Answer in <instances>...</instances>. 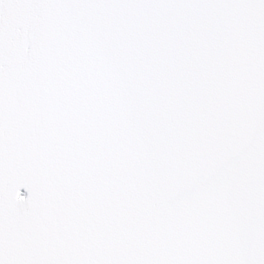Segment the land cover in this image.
<instances>
[{"label": "snow or ice", "instance_id": "1", "mask_svg": "<svg viewBox=\"0 0 264 264\" xmlns=\"http://www.w3.org/2000/svg\"><path fill=\"white\" fill-rule=\"evenodd\" d=\"M0 264H264V0H0Z\"/></svg>", "mask_w": 264, "mask_h": 264}]
</instances>
